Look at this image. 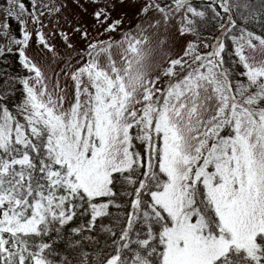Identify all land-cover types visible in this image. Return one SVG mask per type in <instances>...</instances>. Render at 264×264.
Returning <instances> with one entry per match:
<instances>
[{"label": "snow or ice", "instance_id": "snow-or-ice-1", "mask_svg": "<svg viewBox=\"0 0 264 264\" xmlns=\"http://www.w3.org/2000/svg\"><path fill=\"white\" fill-rule=\"evenodd\" d=\"M73 3L0 8V264H264V0Z\"/></svg>", "mask_w": 264, "mask_h": 264}, {"label": "rangeland", "instance_id": "rangeland-1", "mask_svg": "<svg viewBox=\"0 0 264 264\" xmlns=\"http://www.w3.org/2000/svg\"><path fill=\"white\" fill-rule=\"evenodd\" d=\"M31 1V0H30ZM83 2V0H82ZM140 3L143 2V0H139ZM37 3L39 5L43 4H50V5H55V6H60L62 3H67L68 8L63 9L61 14L59 15H53L52 17V24L49 23L48 19L44 20V23L46 25H49V27H53L55 24V20L59 19L61 27L64 28L65 31H69L67 28V25L65 24L64 17L67 16L70 20L75 19L76 17H81L83 20L87 22L89 25V29L92 33L90 36V39H99V40H104L107 39V36H98L96 31L91 29V23H92V16L90 13L93 11L91 7L88 8V14H85L82 12V10L73 3V0H37ZM45 13H47L48 9H44ZM114 17H123L124 18V25L121 28V31L124 29H134L136 24L140 22V16L138 12V4L137 3H132V0H128L127 6L123 8H117L116 12L113 13ZM146 26V25H145ZM47 31V29H46ZM150 32L152 31L151 29L149 30ZM118 35V34H117ZM57 43L58 48L60 47V41L57 38L55 41ZM64 65L63 63L57 65L53 64L51 69L48 72V75L51 77H54L55 72H59L60 68H62ZM60 84L61 87H64L66 84L69 85L68 87V93H69V98H71V93H72V88L70 87L71 81L70 80H65L64 76L61 75L60 77Z\"/></svg>", "mask_w": 264, "mask_h": 264}, {"label": "trees", "instance_id": "trees-1", "mask_svg": "<svg viewBox=\"0 0 264 264\" xmlns=\"http://www.w3.org/2000/svg\"><path fill=\"white\" fill-rule=\"evenodd\" d=\"M24 2H25V4H26V6H29L30 5V3H31V1L30 0H24ZM254 2H255V0H254ZM7 6V0H0V8H3V7H6ZM13 25H15V22L13 21ZM13 64L15 65L16 64V62L15 61H13ZM15 70H19V68L17 67Z\"/></svg>", "mask_w": 264, "mask_h": 264}]
</instances>
